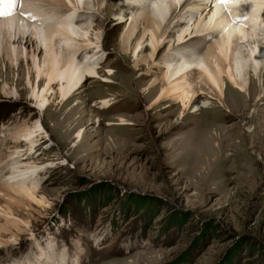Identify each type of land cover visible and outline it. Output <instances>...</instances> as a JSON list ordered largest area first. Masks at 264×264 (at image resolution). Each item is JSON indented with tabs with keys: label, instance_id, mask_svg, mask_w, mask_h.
<instances>
[{
	"label": "rangeland",
	"instance_id": "1",
	"mask_svg": "<svg viewBox=\"0 0 264 264\" xmlns=\"http://www.w3.org/2000/svg\"><path fill=\"white\" fill-rule=\"evenodd\" d=\"M108 19L101 30L105 51L99 71L108 76V68L115 70L117 84L88 78L61 115L59 104L38 111L24 66L18 72L0 63V141L3 127L40 118L54 140L42 141L33 156L41 165L53 163L38 192L46 205H35L33 230L20 243L0 248V264L27 255L34 239L56 251L36 264H56L62 252L71 264H264V146L254 153L248 143L256 141L239 130L227 133L225 141L206 114L198 128L194 118L177 120V105L149 108L159 89L146 94L152 76L140 79L133 58L122 56V27L112 15ZM6 81L17 96L3 94ZM105 96H115L117 104L103 111L94 101ZM226 97L237 107L244 98L231 86ZM76 104L83 117L70 126ZM121 117L132 123L108 124ZM257 122L260 134L264 104ZM82 128L83 140L76 143Z\"/></svg>",
	"mask_w": 264,
	"mask_h": 264
},
{
	"label": "bare ground",
	"instance_id": "2",
	"mask_svg": "<svg viewBox=\"0 0 264 264\" xmlns=\"http://www.w3.org/2000/svg\"><path fill=\"white\" fill-rule=\"evenodd\" d=\"M111 15L116 27H122L119 52L133 58L135 71H142L140 79L152 76L146 94L159 89L149 108L177 105V120L183 123L191 117L196 126H202L200 117L206 114L218 137L225 135V140L227 133L239 130L256 141L248 143L254 153L261 151L264 131L258 133L257 119L264 104V0L223 4L219 0H0V63L18 72L24 66L30 98L38 111L44 113L59 104L56 110L61 115L88 78L100 85L117 84L115 70L108 68V76L99 71L105 51L101 30ZM228 86L244 97L238 107L227 100ZM2 91L6 97L18 95L7 81ZM202 97L210 101L199 102ZM116 104L115 96L94 101L103 111ZM71 109L75 119L70 126L83 117L77 104ZM230 119L235 122L228 125ZM119 120L108 124L132 123L123 117ZM2 130L7 132L0 141V248L20 243L21 235L33 230L35 205H46L38 192L43 173L53 163L41 165L33 156L42 141L54 142L41 118ZM76 131L75 142L80 143L84 130ZM20 212L28 218H20ZM34 241L27 255L9 264H36L56 252ZM56 258V264H71L65 252Z\"/></svg>",
	"mask_w": 264,
	"mask_h": 264
},
{
	"label": "snow or ice",
	"instance_id": "3",
	"mask_svg": "<svg viewBox=\"0 0 264 264\" xmlns=\"http://www.w3.org/2000/svg\"><path fill=\"white\" fill-rule=\"evenodd\" d=\"M219 2L223 4V3H227L228 0H219Z\"/></svg>",
	"mask_w": 264,
	"mask_h": 264
}]
</instances>
